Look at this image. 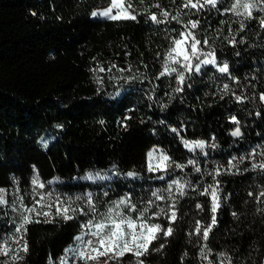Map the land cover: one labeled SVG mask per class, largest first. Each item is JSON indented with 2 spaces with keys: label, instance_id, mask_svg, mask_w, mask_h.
I'll return each instance as SVG.
<instances>
[{
  "label": "trees",
  "instance_id": "1",
  "mask_svg": "<svg viewBox=\"0 0 264 264\" xmlns=\"http://www.w3.org/2000/svg\"><path fill=\"white\" fill-rule=\"evenodd\" d=\"M234 2L219 0L197 13L183 8L182 0H131L136 19L114 21L92 17L110 0H0V187L31 190L38 175L45 190L82 196L85 205L91 193L97 217L130 196L137 211L125 208V214L135 219L147 207L149 223L173 229L171 236L158 234L139 258L144 264H208L200 255L205 243L212 264L224 260L219 253L232 264H264V169L253 168L264 163V3L253 0L257 7L245 19L229 11ZM161 9L180 13L181 22H153L151 14L161 18ZM189 20H199L192 31L202 42L208 39L203 51H214L229 74L201 65L199 73L185 71L183 91L176 92L177 74H159L172 39ZM236 127L239 137L231 135ZM43 135L52 139L40 142ZM184 141L206 147L189 150ZM153 146L170 157L166 170L149 171ZM174 180L186 184L183 195ZM217 181V224L205 242L194 233L197 222L208 226L211 219V198L201 193ZM157 190L163 200L152 196ZM173 203L174 222L154 215ZM38 219L27 226L23 259L11 260L18 245L9 241L13 251L0 262L60 264L65 250L77 247L78 217ZM19 223L10 207L0 206V241L18 235ZM112 264H137V257L126 253Z\"/></svg>",
  "mask_w": 264,
  "mask_h": 264
},
{
  "label": "snow or ice",
  "instance_id": "2",
  "mask_svg": "<svg viewBox=\"0 0 264 264\" xmlns=\"http://www.w3.org/2000/svg\"><path fill=\"white\" fill-rule=\"evenodd\" d=\"M142 3L143 0H140ZM219 0H182V7L185 9H195L196 12H200L206 6L211 5L216 7ZM261 3H264V0H260ZM153 7L160 8L159 3H155ZM257 7V4L253 0H235L231 5L229 11H231L236 16L244 17L245 19L252 18V10ZM115 10V12H114ZM264 10V9H262ZM93 16L101 15L107 17L111 20H135L136 15L132 14V3L131 0H128V3L125 4V0H110V7L101 11L93 12ZM160 17L156 14H151L150 19L157 23H167L169 18L171 20L181 22L180 13L172 15L167 10L161 9ZM260 24L264 27V18L260 19ZM199 26V20H189L187 24L183 25V30L179 31L177 37L172 39L171 47L167 51V59L163 64V71L160 72V76L172 75L173 73L177 74L179 87L175 89L176 92L183 91L182 85L185 81V71L192 72L195 71L199 73L201 71V65H213L217 67V70L223 74H229V66L225 62L222 66L217 64L214 51L204 52L201 47L202 43L204 46H208L209 41L207 38L203 40L196 38V35L192 30L197 29ZM245 27L244 23L240 22V30H243ZM175 31V30H173ZM228 39V37H225ZM229 43L235 45V37L229 40ZM201 56L204 58L201 59ZM193 61H196L194 64ZM175 64L178 67H173ZM115 67V65H113ZM111 71V69H108ZM95 71V70H94ZM99 71H105L104 68H100ZM123 71V69H121ZM223 91L227 93L229 91V85H223ZM243 97L237 96V101H242ZM261 99L264 100V95L261 96ZM234 123L239 124L235 117H232ZM173 131H176L173 129ZM232 136L239 137L242 135L239 127L231 133ZM214 139V138H213ZM184 145L189 150H194L199 148L203 150L205 148L204 141L189 142L184 141ZM215 146V145H213ZM157 150L148 153L150 160L149 171L157 170H166L170 165L166 163L170 160V157L161 153L160 154V163L153 166L151 160L154 158V154ZM206 155V153H205ZM254 155V154H253ZM235 159V158H233ZM243 157H241V161ZM189 164H195L194 160H189ZM229 165L232 168H236L237 165L232 161H229ZM176 167H184V165H176ZM259 167L264 169V163L254 164L253 168ZM197 172L200 171L199 167H196ZM219 170H217L216 175H219ZM128 176L133 177L136 174L133 172L127 173ZM163 179V177H160ZM33 188V201L31 206L24 204V197L13 194L15 199L11 204L7 199L8 190L0 188V206H8L13 211L18 212L20 216V223L15 228V233L18 235L7 237L3 241H0V255L8 256L13 250L9 247V241L18 245L16 254L11 256L13 262L17 260H22L23 257L19 256V252L28 251V243L25 239L27 234V226L31 223H40L41 221L38 217H44V222L51 223L53 219L52 209L55 208V215L60 216L65 220H70L74 218L75 213L88 216L89 218L85 223L82 224V232L80 235L74 237V240L78 242L77 247H69L66 249V255L61 258L60 264H68L69 259L73 260V264H76L77 261H82L83 264H112L113 261L119 262V260L125 256L126 253H131L137 257V264H144L143 260L139 258L148 253L149 247L154 240L158 238V234L163 231L165 236H171L173 233L172 227L167 229H162L161 225L158 223H149L145 219L144 214L148 212V208L145 207L142 211L139 212L137 217L134 219L131 215L125 214L123 209H128L129 212H136V205L131 202L130 196H125L120 200L114 202L113 207H110L106 213H100L97 217V209L92 200V194H87V205L88 209L85 211L83 208H73L71 201L62 200L59 196L53 197V191L47 193H41L39 189L45 188V183L41 182L39 176H35L32 181ZM48 183H52L49 181ZM172 184L176 185V190L183 195L184 189L186 187L185 183H181L179 180H174ZM172 185H169V192ZM17 193H19V188H17ZM159 190L152 193V196L156 197L157 200H163L164 197L159 195ZM205 194L211 198V219L208 226H202L197 222V226L194 229V233L198 236H201L203 241H208L209 234L212 232L213 226L217 224L216 212L220 207V196H219V182L216 184L209 185L204 189ZM107 195V193H105ZM251 195V193H249ZM260 196H264V192L259 193ZM36 197H39L38 199ZM77 200L83 199V197L77 196ZM152 201H149V204H152ZM19 205V206H17ZM198 208H202L201 205H197ZM72 213V214H70ZM161 214L168 215L170 221L174 222L177 219V212L175 208V203L169 206V210L166 213L164 208H160L158 213H154L155 216ZM235 215V214H234ZM203 228V231H202ZM89 237L85 239V237ZM21 241L23 242L21 244ZM163 245H161V248ZM159 250V249H156ZM70 253L71 255H67ZM211 254V249L208 248L205 243L202 246L200 255L203 259L208 261V264H212V261L209 260V255ZM219 256L224 257V260L221 261V264H232L231 258L228 257L225 253H219ZM4 264V262H0Z\"/></svg>",
  "mask_w": 264,
  "mask_h": 264
},
{
  "label": "rangeland",
  "instance_id": "3",
  "mask_svg": "<svg viewBox=\"0 0 264 264\" xmlns=\"http://www.w3.org/2000/svg\"><path fill=\"white\" fill-rule=\"evenodd\" d=\"M108 7H110V3L109 4H107V5H105V6H103V7H100V8H97V9H95L93 12H101V11H103V10H105V9H107ZM92 12V13H93ZM114 12H115V10H114ZM92 17H95V18H107V17H103V16H101V15H96V16H93L92 15ZM173 66V65H172ZM52 139V137L50 136V135H43L41 138H40V142H43V143H46V142H48V141H50ZM189 142H196V141H189ZM185 146V145H184ZM205 147H206V144H205ZM154 149H156L157 151L155 152V154H154V158L151 160V164L153 165V166H155L156 164H158V163H160V154L161 153H163V154H165V155H167L160 147H158V146H153V147H151L148 151H147V166H148V169H149V164H150V160H149V157H148V153L149 152H151V151H153ZM188 149V148H187ZM205 149V148H204ZM203 149V150H204ZM194 150H201V149H199V148H196V149H194ZM167 163V162H166ZM157 171H159V170H157ZM154 172H156V171H154ZM0 188H3V189H6V190H8V196H7V199H8V201H9V204H11L12 202H13V200L15 199V196L13 195V194H17V195H20V196H23L24 197V204H27V205H29V206H31V203H32V201H33V195H34V193H33V189H31V190H28V189H26V190H23V189H19V193H17V187L16 188H13V189H8V188H6V187H0ZM39 191L41 192V193H47V192H49L48 190H45V189H39ZM52 191V190H51ZM56 196H59L62 200H65L66 202L67 201H71L72 202V207L73 208H77V209H79V208H83V209H85V211H87V207H88V205L86 204L85 205V202H86V198H84L83 197V199H80V200H77L76 199V195H62V194H58V193H56V192H54L53 191V197H56ZM80 197H82V196H80ZM37 199L39 198V197H36ZM17 206H19V205H17ZM14 212V214L17 216V219L18 220H20L21 218H20V216H19V214H18V212H16V211H13ZM52 212L53 213H55V208H53L52 209ZM70 214H72V213H70ZM74 216L75 217H78L79 219H80V221H81V224H83V223H85L86 221H87V219L89 218L88 216H85V215H81V214H79L78 212L77 213H75L74 214ZM82 226V225H81ZM80 226V234H81V232H82V227ZM89 237H85V239H88Z\"/></svg>",
  "mask_w": 264,
  "mask_h": 264
}]
</instances>
